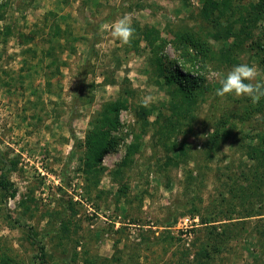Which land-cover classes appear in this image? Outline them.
<instances>
[{"label": "rangeland", "instance_id": "rangeland-1", "mask_svg": "<svg viewBox=\"0 0 264 264\" xmlns=\"http://www.w3.org/2000/svg\"><path fill=\"white\" fill-rule=\"evenodd\" d=\"M257 2L0 0V180L15 193L0 194V264H39L43 246L49 264H264V214L250 217L264 213V164L247 148L264 108L232 129L222 121L229 137L210 142L219 119L264 94ZM230 17L253 29L227 62ZM150 30L157 46L143 40ZM181 31L209 43L211 64L182 57ZM162 56L168 72L200 77L197 98L161 86ZM123 91L115 147L86 181L87 133Z\"/></svg>", "mask_w": 264, "mask_h": 264}, {"label": "trees", "instance_id": "trees-1", "mask_svg": "<svg viewBox=\"0 0 264 264\" xmlns=\"http://www.w3.org/2000/svg\"><path fill=\"white\" fill-rule=\"evenodd\" d=\"M251 8L252 13H255L256 16L259 15L261 11H264V0H258V2L252 5ZM241 20L242 19H240V22ZM243 21L241 22L239 29H236L234 27L238 22H233L231 17L226 19V27H224L225 29L223 28L222 31L226 32L227 36L233 35L235 38V44L231 48L221 51L223 55V61L227 60V62H231L233 58L231 57L229 51L234 50L238 54L242 53L244 51L243 42L252 38V21L249 20V22L246 24H243ZM218 27H221L220 24H218ZM142 35L143 40L149 42V45L157 46L154 44H158L157 42L160 39L159 32H156L155 34L150 30L144 32ZM221 36L222 33L220 31H211V37H213L215 40H218ZM175 37L176 47L182 46L180 47L183 50L181 55L189 62V64H191V66L201 63L202 67H207V64L212 61V50H210V45L207 41H203L199 37H196L193 33H188L187 31L177 32L175 33ZM253 44L258 53L263 54L262 64L264 66V45H262V42L255 41H253ZM158 50L161 49L159 48ZM163 61V56L157 57V66L162 74L161 77L163 78V83L161 86L175 92L178 97H183L186 99L197 98L201 89L206 87L204 86V82L200 79V77L193 75L191 72H189V70H186V72L178 71V73H170L168 70H170L171 65L169 67L162 66ZM129 97H132V93L123 91L117 100L104 105L99 116L92 122V127L86 136V150L83 157L81 158L82 171L86 176V181L92 177H99V175H101L103 172V169L101 168L103 157L115 147L116 138L112 135V133L120 127L121 111L129 108V101L127 99ZM242 106V110L238 106V110L235 109L227 115H224L223 119H219V121L216 123L217 131L211 136L210 140V142H213V146L215 141H223L229 137V132L231 130H222V121H224V123H226L232 129L233 127H236V122H234L235 120H239L241 122H246L248 120V122H251L253 118L252 114L262 112L264 108V94H261L259 90H254L251 97H248L247 102H244ZM143 113H146L145 109L143 110ZM138 114L141 115V111H138ZM243 132L244 131L241 130V134H243ZM245 136L247 137L248 134ZM255 137V139H257L255 145L247 146L249 149L248 157L261 165L264 164V133L259 132L255 134ZM133 148L134 147H130L129 152H133ZM181 152L183 154V151ZM0 162H3V159H0ZM13 165L15 164H11L10 166L12 167ZM10 189L9 182L6 181L4 177H2L0 180V194L4 203H7L8 198L15 196V193ZM69 209L71 210L72 217H74L76 211L74 210L71 203H69ZM61 214L64 215L65 212ZM263 214L264 213H256L250 217L262 216ZM69 221L67 224L61 225L62 230L65 232H69ZM204 223L207 225L212 224L211 222ZM224 234L225 231L222 234H219V237L223 238ZM44 251V246L40 247L37 255L35 256L39 264H49V262L44 257Z\"/></svg>", "mask_w": 264, "mask_h": 264}]
</instances>
